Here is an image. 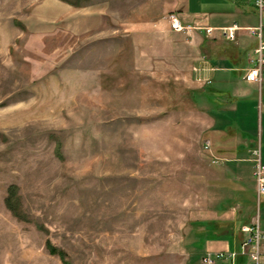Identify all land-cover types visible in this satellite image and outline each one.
<instances>
[{"label":"rangeland","instance_id":"obj_1","mask_svg":"<svg viewBox=\"0 0 264 264\" xmlns=\"http://www.w3.org/2000/svg\"><path fill=\"white\" fill-rule=\"evenodd\" d=\"M67 1L0 0V264H63L46 241L68 264H201L192 223L231 199L203 197L179 44L153 35L173 0Z\"/></svg>","mask_w":264,"mask_h":264},{"label":"crops","instance_id":"obj_2","mask_svg":"<svg viewBox=\"0 0 264 264\" xmlns=\"http://www.w3.org/2000/svg\"><path fill=\"white\" fill-rule=\"evenodd\" d=\"M229 1L230 11L218 9L221 0H173L169 4L168 13L176 14L183 25L213 29L209 37L203 31L174 32L164 16L151 25L156 38L166 36L179 44L178 49L170 45L168 52L172 59L179 55L182 97H189L194 106L196 143L201 149L196 176L211 185L203 197L231 199L214 212L201 210L202 217L192 223L201 228L194 238L209 236L201 256L206 251L236 249L239 228L251 221H257L264 232V197L256 195L251 157V151L259 149L264 167V67L260 83L245 80L258 45L248 29L258 27L260 19L246 0ZM228 30L233 31L232 39ZM150 58L159 64L163 60L157 52ZM223 183L227 189L218 193L216 186ZM255 206L260 207L258 215Z\"/></svg>","mask_w":264,"mask_h":264},{"label":"built area","instance_id":"obj_3","mask_svg":"<svg viewBox=\"0 0 264 264\" xmlns=\"http://www.w3.org/2000/svg\"><path fill=\"white\" fill-rule=\"evenodd\" d=\"M253 6L259 17V25L256 28L248 29L250 33L256 35L258 45L253 53L256 57L253 66L247 70L245 80L247 82L260 83L261 69L264 67V40L262 32L264 25V0H253ZM170 29L177 33H189L191 31H203L209 37L213 32L211 28L191 27L183 25L176 14L167 16ZM228 37L233 38V31L228 30ZM208 145V143H206ZM253 162L252 177L256 184L257 198L264 197V167L260 160L259 149L251 151ZM239 239L237 247L234 250L206 251L200 257L201 264H264V232L260 231L257 221H251L249 224L239 228Z\"/></svg>","mask_w":264,"mask_h":264},{"label":"trees","instance_id":"obj_4","mask_svg":"<svg viewBox=\"0 0 264 264\" xmlns=\"http://www.w3.org/2000/svg\"><path fill=\"white\" fill-rule=\"evenodd\" d=\"M66 4L72 5L74 7H80L75 2H69L67 0H60ZM57 157L60 156L59 149H56ZM18 188L15 185L8 186L6 190V197L4 198V205L5 208L10 212V214L17 219L18 221H26L28 222V219H25L22 211H21V203H20V197L18 195ZM45 249L47 253L51 256L58 257L63 264H68L66 262V254L58 247L54 246L50 241H46L45 243Z\"/></svg>","mask_w":264,"mask_h":264}]
</instances>
